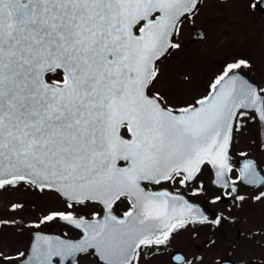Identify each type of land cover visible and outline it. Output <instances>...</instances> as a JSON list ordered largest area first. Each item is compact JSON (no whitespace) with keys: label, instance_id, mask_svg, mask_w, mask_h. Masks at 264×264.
<instances>
[{"label":"snow or ice","instance_id":"obj_1","mask_svg":"<svg viewBox=\"0 0 264 264\" xmlns=\"http://www.w3.org/2000/svg\"><path fill=\"white\" fill-rule=\"evenodd\" d=\"M205 4L0 0V225L24 241L0 264H205L224 228L232 255L260 251L212 264H264V222L241 230L237 215L264 205V75L248 46L183 73L186 94L161 86Z\"/></svg>","mask_w":264,"mask_h":264},{"label":"rangeland","instance_id":"obj_2","mask_svg":"<svg viewBox=\"0 0 264 264\" xmlns=\"http://www.w3.org/2000/svg\"><path fill=\"white\" fill-rule=\"evenodd\" d=\"M205 21H210L204 28L207 38L190 42L192 29L200 28ZM182 39L186 46L165 62V75L161 86L172 92L186 94L190 86L185 83L182 74L191 73L192 77L198 80L204 68H212L214 61L228 46H248L257 64V78L264 75V72L260 71L264 69V14L243 8L241 0H206L202 16L197 17L195 23L185 26ZM191 91L196 94L200 89L191 88ZM254 139V134L246 137L247 142ZM237 215L241 217L239 227L243 230L253 224L264 222V205L246 204ZM0 216H3V213H0ZM244 217H247V221L243 219ZM205 236L206 232L201 230L200 239L203 240ZM235 239L234 231L228 228L218 232L217 244L208 250L205 264H212L216 255L230 257L233 260L247 256L254 260L260 251L257 245L242 246L236 250L235 255L230 253L229 244ZM23 242V237L15 227L0 225V247L15 248ZM173 243L181 251H188L186 238L183 240L178 238ZM166 262L167 256H163L158 257L154 264Z\"/></svg>","mask_w":264,"mask_h":264},{"label":"water","instance_id":"obj_3","mask_svg":"<svg viewBox=\"0 0 264 264\" xmlns=\"http://www.w3.org/2000/svg\"><path fill=\"white\" fill-rule=\"evenodd\" d=\"M198 30V29H197ZM196 32V30L193 31V40H196L198 38H200L198 35H195L194 33Z\"/></svg>","mask_w":264,"mask_h":264},{"label":"flooded vegetation","instance_id":"obj_4","mask_svg":"<svg viewBox=\"0 0 264 264\" xmlns=\"http://www.w3.org/2000/svg\"><path fill=\"white\" fill-rule=\"evenodd\" d=\"M257 12V11H256ZM260 213V212H259ZM259 217V216H258ZM177 250H180L179 248H176ZM181 251V250H180ZM227 260H233L232 258L228 257Z\"/></svg>","mask_w":264,"mask_h":264}]
</instances>
